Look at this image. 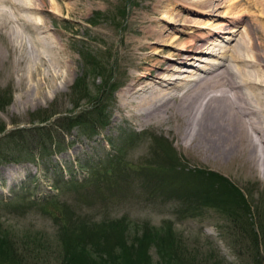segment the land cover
I'll return each mask as SVG.
<instances>
[{"label":"rangeland","instance_id":"1","mask_svg":"<svg viewBox=\"0 0 264 264\" xmlns=\"http://www.w3.org/2000/svg\"><path fill=\"white\" fill-rule=\"evenodd\" d=\"M183 1L189 3L82 0L71 16L45 11L40 16L66 54L59 65L47 42H33L43 54L40 64L30 48L31 26L10 25L24 29L25 47L14 42L19 54L12 55L18 63L11 66L12 77L5 74L6 64L0 69V105L5 104L0 106V128H53L61 140L51 157L34 152L31 157L39 166L0 164V252H9L17 264H60L66 247L95 260L105 258L94 255L102 244L118 251L141 234L143 226L163 224L170 225L172 241L193 254L197 264L240 263L231 245L225 201L242 204L245 195L264 219V161L207 159L182 142L172 125L141 126L118 107L132 74L158 69L166 84L188 88L187 80L203 78L211 67L223 64L241 36H252L256 43L264 33V0H217L212 6ZM167 11L173 23L161 24L169 37L158 39L149 59L139 62L131 51L142 38V27L148 26L145 17L159 19ZM239 14L242 23L236 21L242 18ZM233 30L238 34L230 33ZM200 35L213 44L203 53L194 50L195 44H204ZM5 39L0 38L4 53ZM38 65L41 75L31 77L28 70ZM56 74L60 77L54 80ZM93 105L101 121L91 119L94 128L80 125L77 116ZM39 111L43 117L53 116L39 124L31 116ZM17 149L30 157L29 150ZM54 162L64 170L51 169ZM144 164L158 171L143 173ZM180 170L183 174L176 175Z\"/></svg>","mask_w":264,"mask_h":264},{"label":"bare ground","instance_id":"2","mask_svg":"<svg viewBox=\"0 0 264 264\" xmlns=\"http://www.w3.org/2000/svg\"><path fill=\"white\" fill-rule=\"evenodd\" d=\"M81 1L0 0V38H6L7 41L4 46L5 53L0 45V69L7 65L5 74L8 78L12 73V64L18 65L17 60L13 61L12 57L13 54H19L14 42L20 43L21 48L25 47L24 29L15 26L13 28L10 25L16 23L25 29L23 25L31 26L30 32L34 36L29 42L30 48L35 52L41 65L42 51L39 48L35 50L33 42L38 44L47 42L52 59L56 64H61L65 59V51L61 49L59 42L53 40L50 28L40 15L49 11L59 17H64L63 13L71 16ZM176 2L189 3L183 0ZM216 2L217 0L194 1L196 4L207 6H212ZM238 17L242 18L236 21L242 23L243 16L239 14ZM173 18L171 12L165 13L159 19L153 14H148L145 17L148 26L142 27V38L134 44L131 51L133 57L139 62L148 60L154 43L158 39L169 37L168 29L164 28L161 20L171 25ZM256 22L257 20L255 24ZM260 24L263 26V21ZM236 32L233 30L230 33ZM41 33L45 36H41ZM241 37L230 55L224 56L223 64L213 65L214 67H211L203 78L187 80L188 88L182 87V83H178L177 86L173 84L174 82L166 84L165 79H161L158 69H142L140 76L132 74L129 82L121 90L119 109L123 113L127 112L141 126L172 125L182 142L189 148L196 149L207 159L237 164L257 163L259 159L264 161V33L259 35L256 43L252 36H249V39ZM198 38L204 44H195V52L203 53L206 51L204 49H209V46L213 45L209 37L200 35ZM141 52L144 53L140 54ZM208 53L217 54L214 51ZM41 65L28 70L27 73L31 77L36 74L40 76ZM58 76L60 77L59 74L54 75L53 79H58ZM19 79L22 82L21 76ZM258 162L260 163V160Z\"/></svg>","mask_w":264,"mask_h":264},{"label":"trees","instance_id":"3","mask_svg":"<svg viewBox=\"0 0 264 264\" xmlns=\"http://www.w3.org/2000/svg\"><path fill=\"white\" fill-rule=\"evenodd\" d=\"M0 106H5V104L2 103ZM100 115L98 108L93 105L89 112L77 116V122L80 125H93L92 128H94L95 124L92 122L101 121ZM31 116L36 117L37 122L42 124L49 121L53 115L43 117L44 114L39 111ZM91 119L93 121H90ZM74 123L71 126H75ZM59 126L61 125L59 124L55 127L59 128ZM6 129V126L0 128V133L4 134V131H6L0 137V164L6 162L32 163L35 166H39L41 164L38 163L37 158L31 157L34 152L42 155L47 153V156L51 157L59 150V141L61 140H58L57 135L53 134V132H56L53 128L31 127L12 131ZM17 148L29 150L32 160L30 157L27 159L25 155H21ZM156 154L159 155L158 153ZM48 163L50 164L51 162L48 160ZM148 164H144V167H142L144 168L142 169L144 170L143 173L145 171H158L153 165ZM50 166L53 170H64L55 162ZM120 168L124 169L123 167ZM181 171H176V175L183 174ZM244 196L241 194L242 204L238 202L232 204L229 200L225 201L226 211L231 218L230 225L227 226L230 231L229 236L232 237L231 245L240 259L239 264H264V219L259 215L257 206L253 203L252 205L249 204ZM173 235L174 233L168 224H163L159 227L147 226V229H144L143 226L141 234L132 236L130 241L124 244L120 250L115 251V247H111L109 244H102L98 251H94L95 257L96 254H101L105 255V258H96L95 260L92 256H83L77 251L66 247L67 251L62 257L60 264H197L193 254L191 255L181 244L174 240L172 241ZM0 242L4 244L2 240ZM150 247H153L152 251H150ZM6 253L7 257L5 256ZM111 255L114 256L113 260H110ZM208 262L206 260L204 263ZM0 263L17 264L16 260L12 259L9 256V252L6 251L0 252Z\"/></svg>","mask_w":264,"mask_h":264}]
</instances>
